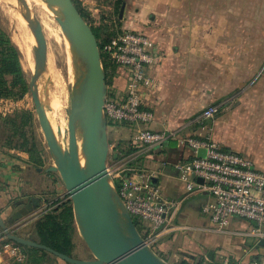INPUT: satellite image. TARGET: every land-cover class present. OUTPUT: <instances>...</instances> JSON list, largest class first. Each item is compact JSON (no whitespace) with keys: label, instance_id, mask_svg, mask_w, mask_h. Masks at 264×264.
<instances>
[{"label":"crops","instance_id":"crops-1","mask_svg":"<svg viewBox=\"0 0 264 264\" xmlns=\"http://www.w3.org/2000/svg\"><path fill=\"white\" fill-rule=\"evenodd\" d=\"M125 2L122 29L148 33L165 54L163 61L150 69L155 84L143 89L144 106L152 110L155 117L148 127L179 130L200 138L211 132L222 148L242 154L252 162L253 168L264 170V87L254 86L258 74L256 77L250 72L245 74L240 64L235 63L236 59L222 55L225 49L220 48V34L195 27L198 21L181 10L180 1ZM118 73L108 93L124 95L127 89L125 70L118 68ZM217 103L220 109L215 118L200 123L197 119L200 112ZM110 127L121 138L113 146V154L117 152L113 161L118 164L116 175H122L124 168L129 166H148L157 171L152 182L167 196L178 198L186 193V186L172 162L183 152L190 155L189 148H181L176 141H170L162 149L152 150L150 156L147 148L134 140L136 124L121 123ZM129 147H135L136 151L117 159L121 150ZM32 167L27 151L0 145V215L19 234L27 235L28 227H34L28 237L38 240L37 209L55 199L47 201L41 194L29 190L26 174ZM35 169L38 174L42 172ZM209 196L208 192L196 193L184 201L176 223L160 236L159 249L180 259L187 255L207 256L206 262L215 264H224L225 260L229 264H249L263 257L264 227L261 233H254L252 229L257 223L239 216H233L225 228L216 226L202 211ZM41 198L44 203H40ZM31 203L35 209L25 215L23 209ZM4 235L0 227V244ZM55 263L69 264L63 259ZM11 264L33 263L27 257Z\"/></svg>","mask_w":264,"mask_h":264},{"label":"built area","instance_id":"built-area-1","mask_svg":"<svg viewBox=\"0 0 264 264\" xmlns=\"http://www.w3.org/2000/svg\"><path fill=\"white\" fill-rule=\"evenodd\" d=\"M103 51L118 68L125 70L127 78L124 95L108 93L107 117L136 124L134 140L143 144L150 156L152 150L162 149L170 141L192 151L190 155L183 152L172 162L186 186V193L178 198L167 196L152 182L157 171L148 166L133 165L124 168L122 175L114 173L115 178L122 180L120 193L128 210L145 223L143 231L147 243L154 248L160 236L176 223L184 201L202 192L210 195L202 211L216 226L225 228L233 216H239L255 221L257 226L252 231L261 233L264 227V170L253 168L252 162L242 154L222 148L211 132L200 138L179 130L148 127L155 117L154 112L144 106L143 89L155 84L150 69L159 65L165 56L156 41L144 31L123 29L103 46ZM27 95L20 99L0 96V115L8 116L26 108ZM219 109V103L210 104L200 112L198 121L205 124L214 119ZM200 149L206 150L204 156L198 154ZM26 258L23 246L4 235L0 244V264L22 262ZM224 264L229 263L225 260ZM249 264H264V255Z\"/></svg>","mask_w":264,"mask_h":264},{"label":"water","instance_id":"water-1","mask_svg":"<svg viewBox=\"0 0 264 264\" xmlns=\"http://www.w3.org/2000/svg\"><path fill=\"white\" fill-rule=\"evenodd\" d=\"M21 1V11L35 33L36 68L30 82L31 92L40 121L49 141L54 144L56 153L57 164L50 165L45 170L62 173L72 201L75 220L98 256L93 259L72 256L33 237L15 233L0 215L3 233L9 240L45 249L70 264H170L158 255L137 228L109 169V125L105 109L109 86L99 42L91 25L82 16L74 0H46L47 5L58 15L61 26L71 40L75 86L74 105L70 108L69 116L70 143L67 146L53 127L40 96L39 86L35 84L41 75L43 62L40 52V23L31 15L26 0ZM125 7L126 2L120 10L121 18ZM80 117L83 121L81 140L78 139L77 132ZM205 153V149L198 152L200 156ZM64 159L68 166L64 164ZM33 210L31 203L23 212L26 215ZM209 255L212 258V252Z\"/></svg>","mask_w":264,"mask_h":264},{"label":"rangeland","instance_id":"rangeland-1","mask_svg":"<svg viewBox=\"0 0 264 264\" xmlns=\"http://www.w3.org/2000/svg\"><path fill=\"white\" fill-rule=\"evenodd\" d=\"M80 1L91 13V20L94 24L106 26L111 31L120 27L121 29L123 28L120 11H115V0ZM175 1H180L183 7L181 10H185L186 14L188 13L198 21L194 25L195 27L209 30L212 33H219L220 42L222 43L220 48L225 49L222 55L236 59L235 63L240 64L245 74L250 72L251 76L255 77L258 74L254 86L264 87V0ZM26 3L31 15L40 23V52L43 55V62L41 75L35 81V84L39 86L40 96L45 103L50 120L68 146L70 143L69 116L71 114L70 108L74 105L75 86V73L70 51L71 40L61 26L58 15L46 5V0H26ZM19 5L22 6L21 0H0V28L19 47L23 66L31 82L36 68L35 33L33 26L24 17ZM247 84L250 86L249 82ZM27 97L28 99L25 103L27 107L23 109H31L35 112L36 130L42 145L45 147V156L47 157L41 173L38 174L35 167L28 170L29 172L26 175L28 176L27 182L30 184L29 190H32L31 192L33 193L41 194L44 199L61 198L62 200H69L70 196L62 173L54 171L56 172L55 178L46 174V167L57 164L56 153H54L55 146L49 141L40 121L32 92ZM1 117L6 116L1 115ZM110 129L109 125L110 153L108 165L112 176H114V173L118 170V164L113 162L114 159L111 155L113 154V146L121 138L119 139L118 135ZM77 130L78 139L81 140L83 135L81 117L77 123ZM0 137L4 138L5 136L1 133ZM63 162L68 166L65 159ZM42 198L40 203H44ZM42 205L40 208H38L40 205L36 207L38 208L36 219L49 208L47 203ZM75 223L78 228L73 249L74 254L81 258H96L98 256L97 252L88 243L76 220ZM33 229L34 227H28L26 230L27 235L23 236H30ZM14 232L18 233L16 229H14ZM154 249L157 252H161L158 244L154 246ZM158 255L166 259L170 264H177L178 259L180 260L176 255L171 256L170 254H164V252H158ZM58 260L50 252L45 258V262H48L47 264H56L55 262Z\"/></svg>","mask_w":264,"mask_h":264},{"label":"trees","instance_id":"trees-1","mask_svg":"<svg viewBox=\"0 0 264 264\" xmlns=\"http://www.w3.org/2000/svg\"><path fill=\"white\" fill-rule=\"evenodd\" d=\"M125 1L126 0H115V11H120ZM74 2L82 16L91 25L98 39L106 80L108 86H111L114 83V78L119 74L118 66L109 55L103 51V46L110 41L112 37L122 32L123 29L120 27L119 29L111 31L110 28L106 26L94 24L91 20V13L82 5V2L80 0H74ZM30 92V79L22 63L21 51L12 41L11 37L0 28V96H12L20 99ZM36 123L35 112L31 109H20L6 117H1L0 115V135L3 133L5 136L4 138L0 137V145L27 151L30 154V163L32 166L35 168H43L47 157L45 156V147L38 137ZM121 123L128 122H118L108 118V125L110 126ZM134 151H136L135 147L121 150L122 154L118 155L117 159L127 157ZM116 154L117 152L112 154L113 159ZM55 173L54 171L46 172L47 175L53 178H55ZM115 182L118 190L121 191L122 180L115 178ZM47 205L49 208L35 221V227L39 236L38 240L63 253L76 256L73 249L75 247L78 227L75 223V215L71 200L57 198ZM134 221L139 231L145 235L143 231L145 223L138 217H134ZM22 246L25 248L24 250L27 253L28 260L33 264H42L45 261L46 255L49 253V251L42 248ZM158 252L161 253L162 251ZM187 256L188 257L180 259L177 264H215L212 261L206 262L205 258ZM56 258L61 259L57 256Z\"/></svg>","mask_w":264,"mask_h":264},{"label":"bare ground","instance_id":"bare-ground-1","mask_svg":"<svg viewBox=\"0 0 264 264\" xmlns=\"http://www.w3.org/2000/svg\"><path fill=\"white\" fill-rule=\"evenodd\" d=\"M47 5V4H46ZM48 6V5H47ZM54 6L56 7V8H58L59 9V6L57 5V4H54ZM49 7V6H48ZM50 8V7H49ZM49 116V115H48ZM50 118V117H49ZM52 122V121H51ZM52 125H53V127L55 128V126H54V124H53V122H52ZM56 129V128H55Z\"/></svg>","mask_w":264,"mask_h":264}]
</instances>
